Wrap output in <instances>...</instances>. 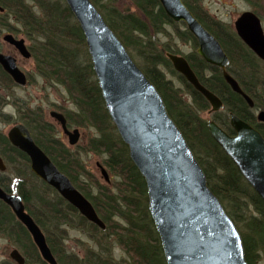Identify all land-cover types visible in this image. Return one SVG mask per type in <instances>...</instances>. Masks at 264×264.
Returning <instances> with one entry per match:
<instances>
[{
  "label": "trees",
  "instance_id": "16d2710c",
  "mask_svg": "<svg viewBox=\"0 0 264 264\" xmlns=\"http://www.w3.org/2000/svg\"><path fill=\"white\" fill-rule=\"evenodd\" d=\"M91 1L158 89L171 118L205 172L212 193L242 235L247 263L264 264V201L243 179L207 128L213 120L232 136L230 116L234 114L264 137V125L256 116L258 111H264V79L258 74L264 69V63L228 25L204 11L200 0H182L223 46L231 64L228 73L253 100L255 108L251 109L244 98L226 84L221 69L207 65L197 54V41L186 24L173 22L158 0H125L127 5H121L119 0ZM246 1L259 16L260 5L256 0ZM0 8L4 11L0 12V34L4 31L14 36L21 34L31 44L29 50L36 63L37 77L47 87L56 90L62 87L67 93L73 106L62 109L67 125L96 131L83 153L89 151L102 157V165L113 177L111 182L102 184L91 174L82 162L79 149L72 152L41 108L33 109L13 98L17 113L14 119L5 114L8 103L0 96V118L7 124L21 123L27 127L37 147L91 202L105 230L83 218L55 190L39 180L30 170L27 156L14 148L2 131L0 156L5 161L6 172H0V187L9 194H17L24 202L26 212L45 234L57 264H166L150 217L144 179L107 113L86 39L65 0H0ZM180 44H191L193 49L183 55ZM167 53L188 60L201 84L222 100L221 112L213 114L208 121L203 119L201 114L211 109L208 102L174 71ZM167 74L180 85L176 86ZM15 86L0 66V88L7 91ZM70 230L79 231L88 240L72 241L79 243L82 254L68 247ZM0 238L19 251L25 264H47L26 227L2 201ZM117 249L126 256L116 258ZM0 264L16 263L8 258Z\"/></svg>",
  "mask_w": 264,
  "mask_h": 264
},
{
  "label": "water",
  "instance_id": "95a60500",
  "mask_svg": "<svg viewBox=\"0 0 264 264\" xmlns=\"http://www.w3.org/2000/svg\"><path fill=\"white\" fill-rule=\"evenodd\" d=\"M86 39L87 50L107 113L122 142L127 145L131 161L142 175L147 188L148 207L154 228L160 238L166 264H248L242 235L219 199L212 193L207 177L182 131L171 118L158 89L138 67L127 48L109 27L91 0H65ZM168 17L186 24L197 41V54L207 65L222 70L226 84L247 105L254 108L228 68L230 59L219 41L198 21L182 0H158ZM0 12L4 11L0 8ZM237 37L264 63V29L262 20L253 12L243 13L235 21ZM3 42L15 48L25 59L31 58L26 42L6 34ZM174 71L209 103L210 113L224 108L222 100L204 87L188 60L166 54ZM0 65L14 83L26 87L27 78L16 59L0 53ZM76 145L81 135L78 129L69 131L64 115L50 112ZM230 136L214 121L208 125L212 139L235 163L243 179L264 201V137L248 123L230 116ZM264 125V111L257 114ZM12 146L30 160V170L42 182L67 201L83 218L105 230L91 202L76 189L54 163L38 148L28 129L16 125L7 134ZM100 166V165H99ZM102 177L110 182L107 171L100 166ZM0 172H6L0 156ZM5 203L17 220L26 227L33 243L47 264H57L46 243V236L26 212L24 202L16 194L0 187V202ZM16 264H25L17 249L9 254Z\"/></svg>",
  "mask_w": 264,
  "mask_h": 264
},
{
  "label": "rangeland",
  "instance_id": "374dc122",
  "mask_svg": "<svg viewBox=\"0 0 264 264\" xmlns=\"http://www.w3.org/2000/svg\"><path fill=\"white\" fill-rule=\"evenodd\" d=\"M121 2V5H127V2L125 0H119ZM202 7L204 11L208 12L213 18L220 20L221 22H224L225 25H228L233 31H234V25L235 21L238 19L240 15H242L245 12L248 11H254L253 8L249 3H247L246 0H200ZM256 4L259 6V18L262 20L263 29H264V1L262 0H256ZM257 15V14H256ZM13 24H16L13 22ZM17 25V24H16ZM235 32V31H234ZM236 33V32H235ZM4 34H0V51L3 54H9L15 58L18 59V64L20 69L30 76V80L27 87H21L19 85H16L14 89H8L3 90L0 88V96L2 98H5L4 101H6L8 104L5 108V114H9L11 117L15 119L16 116V109L15 106H13V98L20 99L23 103L28 104L33 109H42L44 112V115L46 116V119L51 123H53L55 126H57L58 130V136L64 141V143L69 146V148L73 151H79L82 153V162L84 165L90 170L91 174L98 180L100 183L104 184L105 180L104 177H102L101 174V168L102 166V157L97 156L94 153L86 151V153H83V149H88L87 143L95 136L96 131L91 128H79V133L81 135V138L79 142L74 145H69V138L65 135H63V131L61 126L57 124V122L52 118L50 115L51 111H62V109H71L73 106L68 101V95L64 91L62 87L54 89L47 87L46 84L37 77V74L35 73V66L36 63H34L33 59H27L25 60L22 58L19 53L15 52V50L9 46V44L4 43L2 38L4 37ZM17 38L24 39V37L19 34L17 35ZM27 42V45L30 46L31 44ZM180 51L183 53V55H186L190 53L193 49V46L191 44H180ZM262 62V61H261ZM263 63V62H262ZM260 77L264 79V69L261 70V72L258 73ZM167 78L172 79L176 86H179V82L176 78L173 76L167 74ZM3 112V114H4ZM203 119L209 120V112L201 114ZM11 124V123H10ZM5 123L0 118V131L7 134L11 127L15 125L16 123H12L11 125ZM74 129V128H73ZM100 165V166H99ZM106 171L107 169L104 168ZM108 177L113 178L111 175H109L107 171ZM70 240L67 242L68 247L73 249L74 252L82 254V250L79 248V243L72 242L73 240L81 239L83 242H88L86 237L82 235L79 231L70 230ZM14 250L13 246L10 245L8 241L5 239L0 238V263L4 262L5 259H8L10 256V252ZM115 257L118 259H121V257H125V253L122 251H119L118 249L115 252Z\"/></svg>",
  "mask_w": 264,
  "mask_h": 264
},
{
  "label": "flooded vegetation",
  "instance_id": "af4514ba",
  "mask_svg": "<svg viewBox=\"0 0 264 264\" xmlns=\"http://www.w3.org/2000/svg\"><path fill=\"white\" fill-rule=\"evenodd\" d=\"M3 33H5V32H3ZM11 47V46H10ZM13 48V47H12ZM14 50H15V52H17V50L15 49V48H13ZM1 52V51H0ZM18 53V52H17ZM15 58V57H14ZM16 60H17V64H18V59L17 58H15ZM19 65V64H18ZM1 66V65H0ZM2 67V66H1ZM3 69V68H2ZM27 76V78H29V75L28 74H26ZM255 108V107H254ZM211 111V110H210ZM210 111H209V113H210ZM56 112H57V110H56ZM58 113H62L63 114V112L62 111H58ZM213 114H216V113H210V115H209V117H211ZM213 121V120H212ZM215 122V121H214ZM216 123V122H215ZM260 123V122H259ZM262 124V123H261ZM263 125V124H262ZM208 128V127H207ZM71 131L73 130V127H72V129H70ZM262 135V134H261ZM211 136V135H210Z\"/></svg>",
  "mask_w": 264,
  "mask_h": 264
}]
</instances>
